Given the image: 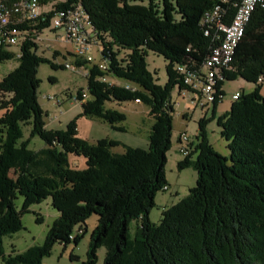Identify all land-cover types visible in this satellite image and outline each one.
<instances>
[{
    "label": "trees",
    "instance_id": "1",
    "mask_svg": "<svg viewBox=\"0 0 264 264\" xmlns=\"http://www.w3.org/2000/svg\"><path fill=\"white\" fill-rule=\"evenodd\" d=\"M55 10L79 4L87 17L94 46H99L107 72L125 86H109L96 80L97 69L87 77L89 99L77 100L78 117L96 119L113 129L124 115L107 104L139 100L151 120L146 150L123 147L109 139L90 143L76 136L73 123L63 131L48 132L37 100L41 62L33 43H25L16 58L0 47V62L17 59V66L0 81V258L3 264H41L57 243H77L85 222L96 216L81 264H96L97 251L105 249L103 264H264V7L257 5L238 42L222 83L241 80L254 85L241 92L229 110L218 118L219 134L228 155L215 152L198 124L196 160L186 157L179 169L191 167L196 186L188 195L163 210L159 224L149 220L155 195L166 186L164 167L170 148L173 113L170 95L185 89L176 72L180 64L201 67L215 46L212 33L201 27L204 13L219 6L227 19L233 14L229 2L221 0H40ZM53 11L48 13L50 18ZM48 18V19H49ZM229 22V21H228ZM49 22L36 28L44 30ZM116 48V53L113 52ZM166 61V83L159 86L145 68L146 52ZM123 53L121 59L116 56ZM76 66L80 63L76 61ZM61 67V66H60ZM98 72V73H97ZM134 88V90L132 89ZM217 102L213 103L216 105ZM31 124L30 136L44 146L32 150L22 139V126ZM69 155L81 156L85 168L78 169ZM24 199L23 210L46 198L57 212L41 245L23 253L5 256L2 239L20 231V212L14 199ZM135 221L134 238L129 222ZM79 225V234L72 230ZM73 236L70 240L69 236Z\"/></svg>",
    "mask_w": 264,
    "mask_h": 264
},
{
    "label": "rangeland",
    "instance_id": "2",
    "mask_svg": "<svg viewBox=\"0 0 264 264\" xmlns=\"http://www.w3.org/2000/svg\"><path fill=\"white\" fill-rule=\"evenodd\" d=\"M48 8L47 5L42 6V10ZM41 39V41L37 40L32 51L36 56L47 59L54 64L53 67L49 63L41 62L37 69V78L40 80L37 100L44 113L45 130L48 132L63 131L69 124L73 123L76 136L90 143L109 139L119 144V147L114 150L115 152H122L123 147L146 150L151 120L147 115V107L141 103L128 101L106 105V108L117 110L124 115V122L116 125L118 129H113L108 124L96 119L78 117L81 113V105L77 96L82 92L88 94L87 77L90 76L91 70L97 69L99 71L96 76V80L99 82L107 83L110 78H113L107 70L101 69L104 61L100 47L87 46L85 51L90 59L85 63V60L76 58L74 45L65 39L63 31L52 30L51 27L46 28L41 34ZM10 50L15 55L20 52L19 47H11ZM113 52L116 53V48H113ZM122 56L123 53L120 52L116 58L121 59ZM76 61L80 63V66H76ZM105 61L108 65L109 61ZM167 64L161 55L151 51L146 52L145 68L161 87L165 85L167 80ZM16 66V58L0 62L1 79ZM69 66H73L74 69L69 68ZM109 86L118 87L119 83ZM239 88H242L245 93H250L253 91L254 85L239 79L225 80L221 85V90L224 93L222 102L216 105L209 104L197 96L192 101L186 93L180 92L177 87L171 91L170 100L173 109L170 119L171 139L164 167V179L168 189L159 191L155 195V206L149 215V220L152 223L159 224L162 211L178 203L188 195L190 189L196 186L195 171L191 167L178 168V163L186 158L179 152L178 139L182 133H185L189 142L192 143L190 160H196L198 156L197 146L201 141L198 138V124L201 121L206 122L203 125V132L207 144L218 154L228 155L227 143L219 134L217 120L228 111L231 95ZM260 94L264 96V80L261 83ZM87 99H89V95ZM2 115L3 111L0 110V118ZM21 128L23 134L21 141H27L29 149L37 150L44 146L40 137L30 136L31 124ZM68 160L78 169L85 168V160L81 156L69 155ZM23 204V197L17 195L14 199V206L20 212L23 228L2 239L5 256L12 254V250L16 253H23L31 246L41 245L48 229L57 218V212L52 207L49 197L38 204L31 205L27 211L23 210ZM85 225L86 230L77 243L70 241L66 245L55 244L50 255L43 258L41 264H81L86 258L88 239L96 225V216L88 217ZM135 229L136 223L132 220L129 222L128 229L131 240L134 238ZM78 230L79 225H75L72 234H78ZM104 254V248L98 249L96 264H103ZM0 264H3L1 258Z\"/></svg>",
    "mask_w": 264,
    "mask_h": 264
},
{
    "label": "built area",
    "instance_id": "3",
    "mask_svg": "<svg viewBox=\"0 0 264 264\" xmlns=\"http://www.w3.org/2000/svg\"><path fill=\"white\" fill-rule=\"evenodd\" d=\"M223 3L229 2L233 8V14L227 19L225 10L219 6L204 13L201 19V27L205 36L212 33L213 46L199 68L192 64H180L176 66V72L181 79L187 97L192 101L197 96L203 98L207 103L222 102L223 96L218 94L217 85L223 81V72L229 70L234 50L244 35V30L250 20L252 12L257 5L264 7V0H221ZM52 5H48L47 10H42L40 0H0V47L10 49L11 47L21 48L25 43H35L41 39L43 30H39L37 25L49 22L52 30H61L65 34V39L74 45V53L77 59L88 62L90 57L86 55L85 49L93 43V35L86 15L82 7L77 4H70L67 8L55 10ZM53 11L49 18L48 13ZM49 18V19H48ZM229 21V22H228ZM20 57V52L15 55ZM69 68L74 69L73 66ZM103 71L107 70L106 62L101 65ZM1 81V77H0ZM261 77L257 83H262ZM109 85L118 84L129 89L118 78H110ZM134 90V88H132ZM241 91H236L231 95V101H236L240 97ZM86 92L81 93L82 101L87 99ZM139 103V100H135ZM179 152L185 157H189L191 145L185 133L178 139ZM168 186L163 187V191ZM81 231L78 230V234ZM72 240L73 236H69Z\"/></svg>",
    "mask_w": 264,
    "mask_h": 264
},
{
    "label": "crops",
    "instance_id": "4",
    "mask_svg": "<svg viewBox=\"0 0 264 264\" xmlns=\"http://www.w3.org/2000/svg\"><path fill=\"white\" fill-rule=\"evenodd\" d=\"M236 91H241V92H242V91H243V89H242V88H239V89H238V90H236ZM236 91H235V92H236ZM231 102H232V101H231ZM220 103H221V102H220ZM229 107H230V106H229ZM228 110H229V109H228ZM190 145H192V143H191V142H190ZM149 215H150V214H149Z\"/></svg>",
    "mask_w": 264,
    "mask_h": 264
}]
</instances>
